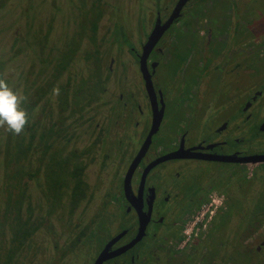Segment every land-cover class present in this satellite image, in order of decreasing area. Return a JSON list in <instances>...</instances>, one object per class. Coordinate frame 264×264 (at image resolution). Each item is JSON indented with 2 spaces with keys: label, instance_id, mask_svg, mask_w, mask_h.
I'll return each mask as SVG.
<instances>
[{
  "label": "flooded vegetation",
  "instance_id": "1",
  "mask_svg": "<svg viewBox=\"0 0 264 264\" xmlns=\"http://www.w3.org/2000/svg\"><path fill=\"white\" fill-rule=\"evenodd\" d=\"M178 1L157 0L143 33L128 49L110 33L113 25L105 32L101 28L104 15H95L74 55L80 58L79 65L59 52L65 58L48 62L52 70L48 83L38 84L32 78L33 93L24 91L22 108L28 114L49 90L53 94L51 89L65 78L64 71L79 66L88 70L94 61L88 52L97 54L90 68L103 71L100 90L87 93L81 77L72 80L69 72V79L59 84V117L37 136L46 153L52 145H64L70 173L56 207L64 203L67 209L66 235L57 236L64 241L58 246L54 240L55 255L47 261L35 259L36 263L71 264L69 257L77 258L87 249L88 264H195V225L202 232L206 228L199 243L217 242L220 264L228 263L226 245L231 244L220 240L231 233L224 229L230 225L229 210L238 202L234 214L243 212L247 165L264 166V160H243L264 155V63H259L264 44H247L255 12H249L247 0H186L173 14ZM207 3L211 13L206 17ZM190 8L200 11L194 15L187 12ZM193 15V20L186 19ZM154 29V43L147 45ZM253 47L258 48L250 53ZM54 50L58 49L51 53ZM109 50L113 53L108 58ZM121 52H128L125 59ZM131 62L137 65L139 85L128 74ZM161 71L165 83L158 80ZM249 77L256 80L248 83ZM165 124L169 134L159 139ZM79 125L84 128L81 137L76 132ZM74 142L79 144L72 148ZM145 144L125 187L129 167ZM112 157L116 158L113 182L104 195L113 192L111 202H103L102 209L89 217V210H79L95 195L92 172L84 160ZM21 174L12 171L11 176L16 180ZM51 196L46 197L48 204L55 199ZM74 212V216L80 212L79 220L69 219ZM33 223L31 234L40 226L36 218ZM30 235L14 242L10 232V241L21 247Z\"/></svg>",
  "mask_w": 264,
  "mask_h": 264
},
{
  "label": "rangeland",
  "instance_id": "2",
  "mask_svg": "<svg viewBox=\"0 0 264 264\" xmlns=\"http://www.w3.org/2000/svg\"><path fill=\"white\" fill-rule=\"evenodd\" d=\"M247 2L249 12L255 11L252 13L254 24L248 26L250 33L247 44H264V34H258L261 31L264 33V0H247ZM157 6V0H99L97 2L95 0H0V79L5 80L8 86L22 97L25 96H23L24 91H29L31 94L33 89L29 83L32 82V78H35L38 84L46 85L48 83L49 77L52 75L51 65L48 62L54 57L61 59L58 62H62L64 56L70 57L73 63L76 62L79 65L81 60L79 57L75 58L74 55L80 52L83 44L82 35L86 34L87 29L89 31L91 29L92 17L97 14L104 15V23L101 28H104L105 32L109 25L111 28L113 25L110 33L117 36L119 44L124 45L126 49L130 47L131 41L136 39L138 34L143 33L149 18H151L149 11L155 10ZM204 6L207 17L211 13L209 4ZM225 6L227 7L226 3ZM231 9L232 11L236 9L235 4H232ZM192 11L195 15V12L200 10L192 8L187 10L188 13H192ZM194 15L193 17L186 16V19L191 21L192 18H195ZM260 22L263 27L259 26ZM181 40L185 44L184 38ZM54 47L58 50L51 53L55 49ZM256 48L258 47L251 48L250 53ZM120 49L122 50V48ZM184 51V49L179 50L180 54ZM90 52H88V56L94 60L90 61V67H92V63L97 59V54L95 51ZM112 53L109 50L107 55ZM121 53L120 58L125 59L124 55H127L128 52ZM260 53L264 54V48ZM259 59L261 60L259 63L262 61L264 63V55ZM111 60L109 65H111ZM90 67L89 71H84L83 67L80 68V66L76 69L73 68L74 70L67 69L62 75L69 79L70 72L73 76L71 77L72 80L78 77L77 81L81 77L80 83L83 82L82 84L88 90L87 93L96 94L97 90L101 88L100 77L103 76V71L101 72L99 69L94 71ZM79 71L84 72L80 73ZM128 74L139 85L135 62L130 63ZM65 78L59 79L58 83L51 89L53 94H50L49 90L39 100V104L36 103L38 105L35 104L36 106L34 105L29 110V122L24 132L15 135L8 131L6 125L0 127V264H39V262L36 263L35 259L47 261L55 255L54 240L58 246L64 241L63 238L58 239V237L65 236L68 229L64 226L68 222L67 209L64 203H61L58 208L56 207L60 202L57 197H63V187L69 180L70 169L65 163V159H67L65 157L66 150L64 145L58 143V145H52L46 153L44 149L38 146L39 138L37 136L44 126L59 117V86L61 82L64 83ZM253 79L256 80V78L249 77L248 83H252ZM158 80L161 83L166 82L162 71L159 72ZM86 95L88 96V94ZM23 103L25 102L23 101ZM22 105L21 107H23ZM167 124L161 127L159 139L165 138L169 134ZM80 126L76 130L79 137H81L84 129ZM71 130H74V127ZM75 143H72V148H74ZM17 144L19 146L31 144L32 146L29 152L32 171L23 172L20 175L23 176L21 183L23 182L26 186L25 203L20 214L26 217L29 214L28 210H30L31 218L38 219L40 226L30 235L24 245L15 248L17 243L13 244L10 241V232L12 233L10 225L13 222L11 214L13 211L7 213L5 206L9 200H12V196H9V194L11 195L10 192L12 191L15 197L19 192L16 188L12 190L10 187L11 183L14 184L11 176L12 171H14L11 159ZM76 144L78 145L79 142ZM20 151L26 153L27 148L22 147ZM25 153L20 154V156L25 157ZM42 153H46V155L42 156ZM68 159L71 160L72 158L68 156ZM115 159V157L108 160L99 158L94 162H90V158L84 160L89 165L88 173L92 172L90 185L95 195L91 196V201L82 205L79 210L82 213L85 212L83 208L89 210L87 212L89 217L95 215L96 209H102L103 202H111L113 192L111 195H104L112 186ZM19 161L26 167L27 158L25 160L20 158ZM247 176L248 180L243 184L247 187L243 191L244 196L241 200L243 212L241 214L239 211L234 214L239 206L238 202L232 204L229 210L231 214L230 225H224L226 232L231 233L229 237L223 235L220 240L225 245L228 242L231 244L230 247L226 245V249H228L226 254L228 261L226 260V262L229 264H264V166L249 163ZM114 184H117L116 180ZM19 185L21 184L19 183L18 187ZM51 194V197L54 196L55 199L53 198L51 204H48L47 201L49 200L46 201V197ZM256 197H258L257 200ZM90 203L92 205L88 206ZM48 207L53 210L51 213H48ZM80 212L76 216H74L76 214L74 212L69 219L79 220ZM205 229L202 232L201 228L199 229L195 225V264H220L217 242L215 245L213 243H199V240H203L202 237L206 236ZM82 252L78 254L77 258L76 255L69 257L68 260L71 264L75 258V264H88L87 249L84 253ZM35 253H38L39 256H36ZM6 254L8 255L6 256ZM6 258H8L7 261H5Z\"/></svg>",
  "mask_w": 264,
  "mask_h": 264
},
{
  "label": "trees",
  "instance_id": "3",
  "mask_svg": "<svg viewBox=\"0 0 264 264\" xmlns=\"http://www.w3.org/2000/svg\"><path fill=\"white\" fill-rule=\"evenodd\" d=\"M44 135V134H43ZM33 137V136H32ZM31 140V138H30ZM18 142V140H17ZM32 144V143H31ZM31 144L28 145H23V146H19L18 144L15 145L14 149V155L12 156L13 158L11 159V165L12 168H14V173L16 174V172L18 174L23 173V172H31L32 170L30 169V151H31ZM22 147H26L27 151L22 152L21 153V148ZM34 149V148H33ZM25 153V157L20 156V154H24ZM45 156V155H42ZM19 157V158H18ZM23 158L24 160L27 158L28 162L27 165L25 167V165L23 163H20L19 161H17L18 159ZM19 162V163H18ZM19 179L14 180V184L11 183L10 187L12 188V190L14 188H16L19 192L18 194L14 195V193H12V191L10 193H12V200L7 202V213H13L12 215V219H13V223L10 225L12 228V239L14 240V242H19V240L21 239V236H28L31 234V232L34 230L35 225L33 223V219L31 218L30 215V210L29 214L26 216V218L22 219V217L20 216V212H21V207L24 205L25 203V198H26V186L25 184L21 181L23 179L18 177ZM19 185L18 187V184ZM9 196L11 197V195L9 194ZM30 203V202H28ZM10 219V217H9Z\"/></svg>",
  "mask_w": 264,
  "mask_h": 264
},
{
  "label": "clouds",
  "instance_id": "4",
  "mask_svg": "<svg viewBox=\"0 0 264 264\" xmlns=\"http://www.w3.org/2000/svg\"><path fill=\"white\" fill-rule=\"evenodd\" d=\"M25 97L18 95L0 79V127L7 126L9 132L20 135L28 125V114L21 107Z\"/></svg>",
  "mask_w": 264,
  "mask_h": 264
},
{
  "label": "water",
  "instance_id": "5",
  "mask_svg": "<svg viewBox=\"0 0 264 264\" xmlns=\"http://www.w3.org/2000/svg\"><path fill=\"white\" fill-rule=\"evenodd\" d=\"M185 1H186V0H179V1H178V3H177V5H176V8H175L173 14H176V13L179 11V8H181V6L183 5V3H185ZM173 14H172V16H171V19L175 17V15H173ZM171 19H170V20H171ZM155 33H156V29L153 30L151 36L149 37V41H148L147 45H148L150 42H153V41H154V39L156 38V36L153 37ZM153 43H154V42H153ZM153 43H152V44H153ZM152 44H151V45H152ZM151 45H149V46H151ZM151 132H153V131H151ZM145 146H146V144L143 146V148H142V150L140 151L139 155L137 156V158L134 160V162H133V163L130 165V167H129V170H128L127 174H126L125 181H124L125 187H126L127 184L129 183V178H130L131 172H132V170L134 169L135 165L137 164V162H138V160H139V158H140V154L142 153V151H143V149H144ZM243 160H244V161H247V162H259V161H263V160H264V155H251V156L245 157Z\"/></svg>",
  "mask_w": 264,
  "mask_h": 264
}]
</instances>
